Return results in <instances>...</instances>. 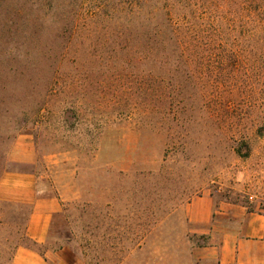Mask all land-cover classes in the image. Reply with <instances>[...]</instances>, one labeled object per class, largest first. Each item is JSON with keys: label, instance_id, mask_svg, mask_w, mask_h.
<instances>
[{"label": "rangeland", "instance_id": "rangeland-1", "mask_svg": "<svg viewBox=\"0 0 264 264\" xmlns=\"http://www.w3.org/2000/svg\"><path fill=\"white\" fill-rule=\"evenodd\" d=\"M247 1L218 17L195 9L191 54L138 64L116 54L123 0H0V181L35 171L78 196L38 252L197 264L208 238L190 232L192 200L264 213V6ZM22 135L35 166L10 161ZM30 211L0 199V264L31 244Z\"/></svg>", "mask_w": 264, "mask_h": 264}, {"label": "crops", "instance_id": "crops-1", "mask_svg": "<svg viewBox=\"0 0 264 264\" xmlns=\"http://www.w3.org/2000/svg\"><path fill=\"white\" fill-rule=\"evenodd\" d=\"M10 161L28 166L37 164L31 136L22 135L17 139ZM70 175V183L63 186L65 191L69 186V189L74 187V175ZM41 182L48 184L42 188ZM55 184L35 171L6 172L0 181V199L5 197L7 201L30 206L26 236L40 246L50 240L53 223L64 212V203L78 198L74 193L62 199ZM186 222L192 235L208 238L206 245L194 249L197 264H264V213L249 212L243 206L230 203L216 204L205 196L188 204ZM11 264L68 263L57 252L42 255L28 246H20L14 251Z\"/></svg>", "mask_w": 264, "mask_h": 264}, {"label": "trees", "instance_id": "trees-1", "mask_svg": "<svg viewBox=\"0 0 264 264\" xmlns=\"http://www.w3.org/2000/svg\"><path fill=\"white\" fill-rule=\"evenodd\" d=\"M248 1L241 2L243 10L253 4L258 8L264 6L261 0H254L258 3ZM232 3L233 0H123L119 4L117 26L119 38L125 41L124 44H117L116 54H126L138 64L151 59L191 54L194 51L191 44H198L193 40V30L189 25L194 10L205 7L218 17L232 13L235 8ZM125 13L126 16L123 15ZM25 238L31 243L29 248L39 250L40 245L26 235Z\"/></svg>", "mask_w": 264, "mask_h": 264}]
</instances>
